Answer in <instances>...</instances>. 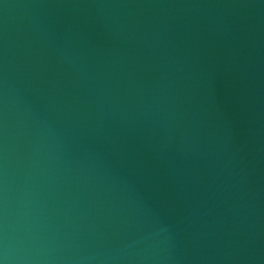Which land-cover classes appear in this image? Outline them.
Returning a JSON list of instances; mask_svg holds the SVG:
<instances>
[{"label": "water", "instance_id": "1", "mask_svg": "<svg viewBox=\"0 0 264 264\" xmlns=\"http://www.w3.org/2000/svg\"><path fill=\"white\" fill-rule=\"evenodd\" d=\"M2 264H264V0H0Z\"/></svg>", "mask_w": 264, "mask_h": 264}, {"label": "clouds", "instance_id": "2", "mask_svg": "<svg viewBox=\"0 0 264 264\" xmlns=\"http://www.w3.org/2000/svg\"><path fill=\"white\" fill-rule=\"evenodd\" d=\"M0 264H2V262H0Z\"/></svg>", "mask_w": 264, "mask_h": 264}]
</instances>
